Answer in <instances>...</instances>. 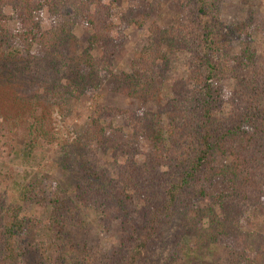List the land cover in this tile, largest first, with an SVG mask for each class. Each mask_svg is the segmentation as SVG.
I'll return each mask as SVG.
<instances>
[{"label": "trees", "instance_id": "1", "mask_svg": "<svg viewBox=\"0 0 264 264\" xmlns=\"http://www.w3.org/2000/svg\"><path fill=\"white\" fill-rule=\"evenodd\" d=\"M220 1L194 0L191 13L196 20L192 24L178 23L175 27L161 28L151 23L147 28L148 46L132 58L130 71L115 77L117 89L128 96L147 100L158 98L159 79L167 67L161 45L181 46L186 44L188 34L195 35V32L198 39H209L215 27L220 26ZM110 8L111 2L105 0H0V54H6L8 60L10 57V63L15 65L27 89L16 91L11 96V109L0 112V138L7 134L15 136L20 130L25 132L22 146L15 155L32 156L44 141L56 140L55 120L57 116H65L67 101L78 99L101 83V74L111 66L118 46L111 35L113 16ZM43 9L49 14H62V22L42 28L35 14ZM8 10L19 20L21 47L23 45L19 57L10 50L12 34ZM202 16L212 18V22L202 26L203 29L198 26ZM76 23L90 30L86 44L80 50L75 47ZM223 32L228 39L239 36L238 30L232 27ZM34 47L38 51L33 54ZM252 56L246 52L245 61L251 62ZM199 60L201 64L205 63L208 77L222 75L214 70H229L225 61L203 57ZM256 67L241 93L232 95L226 118H213L211 107L205 101L204 105L188 112L191 124L174 123L165 136L155 113L148 111L135 115L132 131L150 146L146 164L136 166L131 159H126L115 179L108 171L102 173L95 168L90 158L81 163L88 177L77 183L76 196L81 197L82 202L93 203L96 212L102 216L99 218L103 227L110 219H122L120 248L111 253L98 248L81 254L77 261H72L67 252L60 250L58 253L62 254L54 255L53 264H142L146 252L166 229L163 223L169 222L170 205L183 199L187 219L196 223L202 220L204 224L195 230V245L180 250L182 257L190 254L197 257L195 252L204 251L208 244H225L228 247L225 264H264V235L254 230L241 231L235 226V206L239 203H248L264 212V192L256 186L259 179H264V105L259 107L252 97L255 92L264 90V67ZM206 88L212 91L208 85ZM188 108L185 106V111ZM94 113L83 138L100 145L112 114L101 107ZM68 149L71 147L64 148L69 157ZM218 154L228 161L216 163ZM215 177L222 179V187L214 194L213 205L190 208L186 200L202 195L205 183ZM5 178L13 180L9 176ZM19 186L17 203L9 204L0 212V264H24V245L30 240L26 232L31 222L36 223L19 213L21 204L41 200L34 199L39 196V179L31 178L30 182ZM55 195L49 199L54 201V206L48 219L55 232L53 238L59 239L67 225L82 227L85 221L77 219L75 214H61L59 203L62 199L58 193ZM136 195L142 201L138 215L131 205ZM5 201L2 196L0 210ZM156 201H161V206ZM2 218H5L4 223Z\"/></svg>", "mask_w": 264, "mask_h": 264}, {"label": "rangeland", "instance_id": "2", "mask_svg": "<svg viewBox=\"0 0 264 264\" xmlns=\"http://www.w3.org/2000/svg\"><path fill=\"white\" fill-rule=\"evenodd\" d=\"M105 1L111 2V35L118 46L111 66L101 74L99 86L93 91H86L78 99L67 101L65 116H57L54 124L55 136L58 138L50 142L44 141L39 150L33 151L32 156L23 158L15 155L16 150L22 146L25 136L23 130L15 136L7 134L0 138V199L2 196L6 198L1 204L0 212L9 204L17 203L16 194L21 183L27 184L31 178L39 179L40 183L37 189L39 196L34 199L41 200L21 204L19 213V216L30 217L36 222L30 221L31 225L26 232L30 240L24 245V264H53L55 256L62 254L58 253L60 250L67 252L72 261H77L81 254L96 251L98 248L108 253L119 249L122 219H110L109 224L103 227L99 218L102 216L96 212L93 203L82 202L81 197L76 196L77 183L86 181L88 177L86 168H82L81 163H86L87 158H90L100 172L108 171L111 177L118 179L126 159H131L136 166L147 163L150 146L132 131V119L135 115L148 111L155 113L165 136L174 123L191 124L188 112L204 105L205 101L211 107L210 115L213 118H226L232 95L240 94L245 88L244 84L251 76L253 68H257V65L264 67V0H221L218 7L220 26L215 27L213 36L202 41L201 37H196L195 32V35L193 33L185 36L187 42L181 46L170 48L166 43L161 45V50L167 57V67L159 79L161 90L158 98L147 100L145 97L125 95L117 89L115 77L130 71L132 58L140 53L141 48L148 46V26L156 23L161 28H171L178 23L192 24L196 20L191 13L194 0ZM11 13L10 10L7 11L10 14L8 24L12 34L10 50L19 57L18 53L23 47L20 42V25L16 14ZM61 15L49 14L43 9L37 11L35 17L45 29L59 25L63 20ZM208 21L212 22L210 16H202L198 26L203 29L202 26L208 24ZM227 27L238 30L239 36L228 39L223 32ZM74 34L77 38L75 47L80 50L86 44L90 30L76 23ZM37 51L34 47L32 53ZM246 52L253 55L251 62L245 61ZM200 57L225 61L229 70H214V73L222 75L208 77L205 63L201 64ZM15 69V65L10 63V57L8 60L6 54H0V112L11 109V96L16 91H27ZM206 85L212 88L211 92ZM252 97L256 105H264V90L255 92ZM185 106L189 107L186 111ZM97 107L112 114L109 117L110 126L100 145L83 138L91 124L90 116L95 114ZM66 147H71V150L68 149L69 157L64 150ZM76 158L80 160L77 161ZM166 159L164 156V160ZM225 161L228 158L216 155V163ZM8 176L13 179L12 182L5 178ZM221 180L220 177H215L206 182L203 186L204 193L192 196L188 202L186 200V204L190 203V208L212 206L214 194L222 187ZM256 186L264 192V179H259ZM56 193L62 199V203H59L61 214H75L77 219L85 221L82 227L67 225L59 239L53 238L55 232L48 219L54 206V201L49 199H53ZM156 202L161 206V201ZM141 203L139 196L133 197L131 205L137 215L141 211L138 210ZM184 205V199L170 205L169 222L163 223L166 229L162 230L155 244L146 252L142 264L226 263L228 247L225 244H208L204 251L195 252L197 257L194 254L182 257L180 250L195 245V230L204 224L202 220L198 223L190 222L187 219V207ZM235 207V226L239 230H254L264 235V212L261 209L244 202ZM1 221L4 223L5 218Z\"/></svg>", "mask_w": 264, "mask_h": 264}]
</instances>
